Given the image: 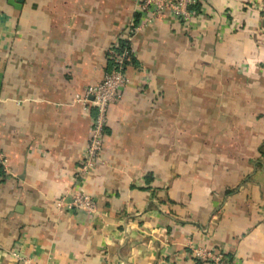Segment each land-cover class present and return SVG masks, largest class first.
<instances>
[{
    "label": "crops",
    "instance_id": "obj_1",
    "mask_svg": "<svg viewBox=\"0 0 264 264\" xmlns=\"http://www.w3.org/2000/svg\"><path fill=\"white\" fill-rule=\"evenodd\" d=\"M137 0H0V264H202L188 242L264 264V0H200L128 44L103 163L74 171L93 105L76 94L144 18ZM79 187L98 213L58 214Z\"/></svg>",
    "mask_w": 264,
    "mask_h": 264
},
{
    "label": "built area",
    "instance_id": "obj_2",
    "mask_svg": "<svg viewBox=\"0 0 264 264\" xmlns=\"http://www.w3.org/2000/svg\"><path fill=\"white\" fill-rule=\"evenodd\" d=\"M138 7L144 18L138 22H130L120 39H115L107 48L106 58L110 67L105 71L102 79L93 85H88L81 93L74 96L73 101L82 105H93L95 116L90 126V133L83 148L78 165L75 167V178H85L94 168L102 164V149L104 143L105 126L109 106L118 101L124 93L128 83L125 73L126 62L130 58L129 42L147 23L168 12L179 21L185 29H189L193 17V7L199 0H137ZM126 42L127 45L122 43ZM123 45V46H122ZM0 165L5 168L3 156L0 152ZM55 208L58 214L83 212L89 216L98 213L96 199L79 187H72L60 197L56 198ZM189 255L204 264H236L226 251L219 247L205 246L188 242ZM17 264H32L28 257L16 251L10 253Z\"/></svg>",
    "mask_w": 264,
    "mask_h": 264
},
{
    "label": "trees",
    "instance_id": "obj_3",
    "mask_svg": "<svg viewBox=\"0 0 264 264\" xmlns=\"http://www.w3.org/2000/svg\"><path fill=\"white\" fill-rule=\"evenodd\" d=\"M199 1H200V0H199ZM199 1H198V3H199ZM198 3H197V4H198ZM197 4H196V5H197ZM196 5H195V6H196ZM195 6H194V7H195ZM122 44H123V45H124V44L127 45L126 42H123ZM123 45H122V46H123ZM127 62H128V61H127ZM127 62H126V64H127ZM125 66H126V65H125ZM109 67H110V64H109ZM108 69H109V68H108ZM192 259H193L196 263H197V262H200V261H198V260L195 259V258H192ZM202 264H204V263H202Z\"/></svg>",
    "mask_w": 264,
    "mask_h": 264
}]
</instances>
